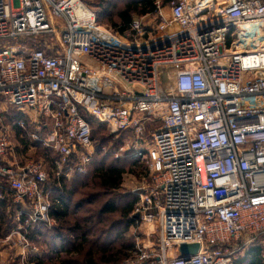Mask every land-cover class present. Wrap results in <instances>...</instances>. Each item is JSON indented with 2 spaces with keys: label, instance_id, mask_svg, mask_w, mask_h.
Here are the masks:
<instances>
[{
  "label": "built area",
  "instance_id": "1",
  "mask_svg": "<svg viewBox=\"0 0 264 264\" xmlns=\"http://www.w3.org/2000/svg\"><path fill=\"white\" fill-rule=\"evenodd\" d=\"M154 7L120 33L82 0H0V200L21 224L51 225L52 186L92 160L88 115L115 137L130 133L117 149L147 167L133 190L144 226L134 257L232 264L264 242V0ZM10 129L29 145H12ZM35 145L56 157L53 170L25 157ZM19 229L14 256L2 251L15 232L0 239V264H41ZM191 243L197 252H178Z\"/></svg>",
  "mask_w": 264,
  "mask_h": 264
},
{
  "label": "rangeland",
  "instance_id": "2",
  "mask_svg": "<svg viewBox=\"0 0 264 264\" xmlns=\"http://www.w3.org/2000/svg\"><path fill=\"white\" fill-rule=\"evenodd\" d=\"M105 0H84L85 4L88 3H99V8H103V2ZM87 5V4H86ZM117 7H120L121 4L117 3ZM122 7V6H121ZM120 7V8H121ZM110 8H107L106 15L101 19V24L104 22L108 23V20H114L116 19L114 15V10L111 12L109 10ZM135 15V14H134ZM133 16V15H132ZM40 38H36L35 40H39ZM55 41V40H54ZM29 43H33L32 41H28ZM90 127L92 131V137L94 140V152L92 155V160L90 164L87 167V171L83 174H75L73 177L67 178L65 183H67V186L70 188H73L74 191V200L72 204L76 203L78 201L79 203V208L75 207V211L71 214H69L65 219H62L60 221L56 220L51 223V225H47L44 223H30L26 225V223L21 224V218L18 220L17 217V210L15 207H5L0 210V239H3L4 236L12 231L15 233L12 235V241H14V244H16L15 247L10 250L8 248H4V251H2V254L5 255V257H8V255L14 256L16 252H19L20 248L17 243L19 235L21 230L19 228H22V231H26L27 234L29 235V242H30V250L35 253L39 259V261H42L43 264H57V261H62L64 259H72L73 261H81L83 259L82 256H78V258L75 255H61L57 256L54 258V260L49 258H46L45 256L48 254L49 250L51 249V246L55 245V240L53 239V231L56 228H61L68 230L71 226H73L74 222L76 221L77 218L80 219H86L89 231V244L86 245V247H92L97 248L100 244L103 246V240L105 239H111V244L114 245L116 248H120L121 245H131L132 249L135 248L137 245V236L139 234L140 229H142L144 226H139L137 225L136 222L132 223L130 226H126L125 230L123 229V221L127 220L129 217V214L125 217L122 215L123 209L119 210H113L111 212H106L102 213L99 211L100 207L106 203L109 202L110 199L112 200H117L120 199V196L122 193H133L132 190H134L140 182V180L144 179L147 174V167L143 162L135 161L132 167L133 172H125L122 175L121 178V184L115 192H107L106 190H103L99 187L98 184H96L94 178L93 179H88L85 178L84 175L92 168L96 167V165H101V164H109L113 163L115 165L119 164L120 159H123L121 157H124L125 153H119V150L117 149L121 144H122V139L125 137L127 140L131 139V134L128 132H124L120 134L119 136H114L109 132L107 127L98 122L97 120L93 119L91 116H86ZM8 121V120H7ZM159 126V122L149 124L148 127L145 130L144 133V138L146 140H149L153 134V130H155ZM10 140L12 145H19L21 147L23 146H28V140L27 138L23 135H21L20 132H18L15 129H10ZM27 155L25 157H28L30 160H42L47 164L48 168H51L52 170L54 169V162H58V160H55L56 157H51L49 155L44 154V152L41 150V148L37 145H35L34 149L32 150H27L26 151ZM121 154V155H120ZM118 155V156H117ZM46 157V158H45ZM52 158L54 161H52ZM119 160V161H118ZM52 162V163H51ZM49 171V170H48ZM76 177V179H75ZM49 179H52V177H49ZM91 181L92 182L87 185V187H84L81 183H84V181ZM147 180V179H146ZM105 191V192H103ZM123 195V194H122ZM92 196V199L90 200L91 202L88 203L86 202L87 200L89 201V198ZM53 197H56L53 195ZM125 199H128L125 198ZM26 225V226H25ZM25 227V228H24ZM138 227V228H137ZM34 229H39L41 231V235L38 237H33L30 238L31 236V231ZM155 232L152 234V236L149 238V241L151 243V247H154L155 251L157 252L156 249V244H157V228L154 227ZM121 232V235L118 233ZM51 235V236H49ZM140 237V236H139ZM144 240L146 242V239L142 236L138 241ZM13 245V243H11ZM239 244V243H238ZM85 247V248H86ZM0 248H3L0 246ZM3 250V249H2ZM46 250L48 251L46 254ZM258 250L259 253V258L257 260H253L252 263L249 264H264V242L260 243L257 241H252L250 244L245 245L242 249L236 251L232 258V264H248V263H242L241 259L244 257L246 258H251V256ZM58 253L57 249L54 250L53 253ZM97 253V252H96ZM49 256V255H48ZM4 257V259H5ZM126 257L125 255H122V252L117 253L116 256L114 253L105 251V253L98 251L96 256L94 257V261L97 264H106L105 261L108 259H113L115 260V263L119 264H153L152 260L150 259L149 261H146L147 263H142L139 261V258L134 257V254L131 252L128 254ZM45 258V259H44ZM105 258V259H104ZM122 259H124L122 261ZM49 260V261H46ZM65 261V260H64ZM69 261V260H67ZM241 261V262H240ZM156 262V261H154ZM237 262V263H236ZM114 263V262H113ZM114 263V264H115ZM75 264H80L75 263ZM109 264V263H108ZM111 264V263H110Z\"/></svg>",
  "mask_w": 264,
  "mask_h": 264
},
{
  "label": "trees",
  "instance_id": "3",
  "mask_svg": "<svg viewBox=\"0 0 264 264\" xmlns=\"http://www.w3.org/2000/svg\"><path fill=\"white\" fill-rule=\"evenodd\" d=\"M84 2V0H82ZM154 1L155 0H105L103 2V8H99V3H91L88 4L86 3L91 9H93L96 13V19L100 23L101 19L108 14L106 12L107 8H110L111 12L114 10V15L116 19L108 20V23L104 22V25L111 27L112 29L122 33L129 24V21L131 20L132 15H143L145 13L151 12L155 9L154 7ZM162 3L166 4L170 0H161ZM101 2V0H100ZM85 3V2H84ZM118 4H121L120 7H117ZM109 15V14H108ZM103 24V23H102ZM92 132V131H91ZM46 155H49V153H45ZM124 157H121L123 159H120L118 165H115L113 163H109L107 165L101 164V165H96L94 169H90L85 175V178L93 179L95 180L96 184L99 185V187L103 190H106L107 192H115L121 184V178L123 173L125 172H133V167L132 165L135 163L133 162V159L130 155L129 152L125 153L123 155ZM46 158V157H45ZM76 179V177H75ZM84 181L83 186L87 187L91 181ZM53 185V184H52ZM53 189L51 191V198H52V208L50 210V216L53 217L54 219L60 221L62 219H65L69 214L73 213L76 208H79V203L76 201V203L72 204L74 200V191L72 187H68L67 183L65 181H60L58 185L52 186ZM105 192V191H103ZM123 194V195H122ZM120 196L119 201L112 200L110 199L109 202L104 203L99 211L102 213L106 212H111L113 210H119L123 209L122 215L125 217L129 214V217L127 220L123 221V229L125 230L126 226L132 225V223L136 222L135 217L132 214L134 204L137 200V196L133 193H122ZM56 196V197H53ZM128 199H125L127 198ZM92 199V196L89 198V201L87 200L86 202L90 203ZM5 207H9V203L7 200H0V210ZM86 219H80L77 218L76 221L74 222L73 226H71L68 230L61 229V228H56L53 233V239L55 240V245L51 246V249L49 252L46 250L45 256L46 258H49L54 260L55 257L61 256V255H75L77 258L78 256H82L83 259L81 261H73L72 259H64L62 261H57V264H75L79 263L80 264H97L94 261V257L98 253V251L105 253V251L114 253L115 256L117 253L122 252V255L128 256L129 253L133 251L132 246L129 245H121V247L116 248L114 245L111 244V239H105L103 240V244L105 245H99L97 248H92V247H86L87 244H89V231L87 225H85ZM88 228V229H87ZM41 231L39 229H34L31 231V236L30 238L33 237H38L41 234ZM121 235V232L118 233ZM51 236V235H49ZM88 246V245H87ZM86 247V248H85ZM57 249L58 253H53L54 250ZM97 252V253H96ZM259 251L256 250V252L251 256V258H246L244 257L241 259L242 263H252L253 260H257L259 258ZM49 255V256H48ZM78 255V256H77ZM124 257V259L126 258ZM45 259V258H44ZM105 259V258H104ZM122 259V261L124 260ZM46 260V261H49ZM69 260V261H67ZM240 261V262H241ZM106 264H114L115 260L113 259H108L105 261ZM114 262V263H113ZM41 264H43L42 261H40ZM46 262H44L45 264ZM120 263V262H119ZM117 263V264H119ZM237 263V262H236ZM116 264V263H115Z\"/></svg>",
  "mask_w": 264,
  "mask_h": 264
},
{
  "label": "water",
  "instance_id": "4",
  "mask_svg": "<svg viewBox=\"0 0 264 264\" xmlns=\"http://www.w3.org/2000/svg\"><path fill=\"white\" fill-rule=\"evenodd\" d=\"M198 248H199L198 243H191V244H181L178 246L177 250L181 255H190L197 252Z\"/></svg>",
  "mask_w": 264,
  "mask_h": 264
},
{
  "label": "crops",
  "instance_id": "5",
  "mask_svg": "<svg viewBox=\"0 0 264 264\" xmlns=\"http://www.w3.org/2000/svg\"><path fill=\"white\" fill-rule=\"evenodd\" d=\"M141 185H145V180H144V179H142V180H140V182H138L136 188L139 187V186H141ZM132 192H134V191L132 190ZM134 193H135V195L137 196V200H138V195H137V193H136V192H134ZM137 200H136V201H137ZM2 257H5V255L2 254Z\"/></svg>",
  "mask_w": 264,
  "mask_h": 264
}]
</instances>
